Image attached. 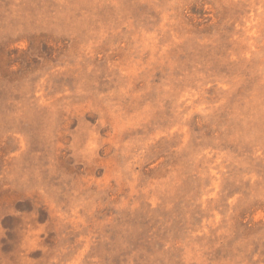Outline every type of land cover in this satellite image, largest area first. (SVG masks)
Returning a JSON list of instances; mask_svg holds the SVG:
<instances>
[{
    "label": "rangeland",
    "instance_id": "1",
    "mask_svg": "<svg viewBox=\"0 0 264 264\" xmlns=\"http://www.w3.org/2000/svg\"><path fill=\"white\" fill-rule=\"evenodd\" d=\"M0 264H264V0H0Z\"/></svg>",
    "mask_w": 264,
    "mask_h": 264
}]
</instances>
